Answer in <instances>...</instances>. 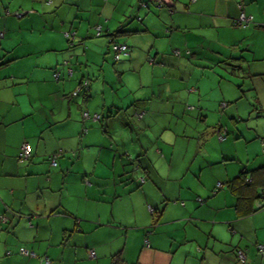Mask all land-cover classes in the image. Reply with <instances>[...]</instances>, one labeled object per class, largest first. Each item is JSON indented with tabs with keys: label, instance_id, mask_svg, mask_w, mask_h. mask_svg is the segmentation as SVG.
I'll return each instance as SVG.
<instances>
[{
	"label": "crops",
	"instance_id": "crops-1",
	"mask_svg": "<svg viewBox=\"0 0 264 264\" xmlns=\"http://www.w3.org/2000/svg\"><path fill=\"white\" fill-rule=\"evenodd\" d=\"M141 1L0 0V264H44L43 259L47 264H264V254L259 256L254 248L264 242V208L243 214L225 184L241 169L263 167L264 158L253 168L238 165V171L229 174L233 167L223 163L235 158L233 153L219 149L210 158L201 156L195 170L184 171L195 173L197 181L186 186L187 192L176 176L160 175L153 161L165 159L164 145L156 141L152 147L146 120L133 119L136 111H142L136 114L141 119L148 107L154 110L148 106L153 99L169 113L182 112L189 96L182 91L191 76L185 71L187 63L194 67L195 62L209 65L202 60H222L224 65L228 58L215 52L205 58L200 36L190 31L194 28H212L215 33L223 26L231 33V27L259 28L263 54H253L252 59L260 67L246 62L244 72L250 81L264 82V0H168L169 5L161 7L152 1L141 7ZM241 12L250 21L233 26L231 21ZM96 26L99 38L90 39ZM63 33L71 36L67 39ZM109 40L128 48L126 56L112 61L114 72L139 76L142 68L158 70L156 93L135 94L136 88L122 87L121 94L113 96L115 87L102 82L89 83L85 94L69 96L82 78L98 77L80 67L96 61L95 67L102 69L110 54ZM190 40L197 41L188 45ZM175 49L178 55L172 53ZM224 66L233 74L242 64ZM120 80H115L117 87ZM106 86L111 92L104 96ZM193 87L199 96L198 85ZM197 107L200 115L203 108L199 103ZM188 109L192 107L185 106ZM83 111L98 119H80ZM120 129L127 131L125 137L117 133ZM241 136L237 131L231 137ZM251 139L247 135L243 141ZM261 141L264 133L253 141L264 154ZM21 143H27L29 156L19 163ZM51 154H57L52 167L47 160ZM124 161L136 164L140 181L133 180ZM221 166L226 174L207 172ZM106 179L113 180L107 189ZM149 181L164 197L154 201L158 204L140 199V193L150 195L144 190L152 188ZM122 197L123 213L118 208ZM180 197L189 198L187 206L169 202ZM161 202L166 204L159 209ZM146 203L155 206V223ZM149 217L153 227L144 232ZM20 247L34 256L18 253ZM87 249L94 258L87 257ZM236 250L243 252V262L235 258Z\"/></svg>",
	"mask_w": 264,
	"mask_h": 264
},
{
	"label": "rangeland",
	"instance_id": "rangeland-1",
	"mask_svg": "<svg viewBox=\"0 0 264 264\" xmlns=\"http://www.w3.org/2000/svg\"><path fill=\"white\" fill-rule=\"evenodd\" d=\"M187 1L188 0H186V2ZM199 20L203 21L204 18L200 17ZM231 29H234L232 33L225 26L219 28L217 33H215L212 28H194L190 31L200 36V50L204 51L206 57L203 56L205 58H212V52H215L214 54H219V56L224 59L241 58L243 63L232 60V65L242 64L240 70L237 69L233 74H229L225 69V64L223 65L221 62L222 60L218 64L212 61L202 60L203 62H210L209 65L195 62L194 67H190V65H188L189 63L185 60L187 63L185 71H191V76L188 85L182 89L184 95H189L188 99L182 103V112H178V114L169 113L167 112L166 106L158 105L157 103L160 102L153 99L148 103V106L154 108V110L151 111L148 107L144 118L142 117L139 119L136 116V114L142 112L141 110L133 114V119L137 122L143 119L146 120L148 125L147 133L150 135L152 147H154L156 141H158L157 144L164 145L162 147V152L165 159L161 160L160 158L159 160L153 161L160 175L169 173V176H176L181 180V186L183 189L185 188L184 190L187 192L189 189L186 186H194L197 181L195 180V173H191L190 171L184 173V171L188 168V170H195V164L201 156L210 158L211 155L217 153L219 149H225V152L230 154L233 153L235 158L223 163L227 164V167H233L232 171H227L229 174H235L239 169L238 165H247V169L253 168L264 158V154H261L260 149H256L255 143L253 142L258 141L259 135L264 133V116L258 111L260 107L259 101L264 107V85H262L264 82L260 79L250 81V78H248L244 72L246 62L251 66L255 65L260 67L259 62L252 59V55L261 56V54H263L261 47V32L259 33V28L253 27L252 24H250L249 29L253 30V33L249 32L248 28L231 27ZM241 31L246 34L244 35ZM98 38L99 37H92L90 39ZM32 39V37H29L30 41H32ZM196 41L197 40H190L187 42L188 45H194ZM247 46L249 48H247ZM170 50L171 49L168 47V51ZM79 55L81 57L82 53L79 52ZM86 56L90 57L88 54H86ZM105 57H108V60L104 61L102 69L98 68L99 65L95 67V64H98L96 61L91 65L86 64V67L82 64L80 67L81 70H87L88 72L89 70H93L94 75L97 73L98 77L95 78L92 76L89 78H82L79 82L85 80L88 85L90 83L92 86L99 85L102 82L108 85L112 84L115 87V91L112 90L111 92L108 86H106L104 96H107V91L111 92L113 96L115 92L120 95L121 93L119 90L122 87L124 90H126V88H136L135 94L157 92L156 84L154 83L157 81L161 82V74L158 70L148 71L146 68H142L139 76L132 73H121L117 75L114 72L116 63H112L111 55L107 53ZM201 65L204 66V68L200 67ZM117 78H121L120 87L116 86L117 83H115V80ZM139 84H142V87H138ZM193 84L198 85L199 96L197 90L191 91V89L194 88ZM198 103L203 108L200 115H198ZM185 106H189V108L192 107V109L185 110ZM205 124L209 127L204 128ZM237 131L242 135L240 140H232L231 136L233 133L236 134ZM117 133L125 137L127 131L124 130V132H122L120 129V131L117 130ZM247 135L252 139L251 141L245 142L243 139L244 137L246 138ZM132 136L136 139L135 133H132ZM114 137L117 138L118 135ZM223 139H225V141H223ZM245 151L248 156L244 155ZM124 164L125 168L133 174V180L138 179L140 181V179H142V176L135 177L138 171L135 163L131 165V163L128 164L124 161ZM169 168L171 170L170 172ZM220 170L223 174L225 173L223 166L220 168L213 167L207 169V172L213 173ZM205 171L206 169H204V172ZM119 179L121 182L123 181L122 176H119ZM83 183H86V181L83 180ZM112 183V179L103 181L106 189L111 187ZM123 183L125 182H122V184ZM130 183L134 184V182H129V184ZM150 184L152 188H148L147 186L144 188V190L150 192V195H145V197L140 193V199L142 202L145 200V202L158 204L164 197H162L158 191V185L152 182H150ZM136 192L138 194L140 191ZM133 196H135V194L131 195L132 198ZM171 196H175L174 192ZM199 197L202 198L204 196L199 195ZM172 198L169 199V202L172 204H179L183 201L186 206L188 205L189 198L180 197L176 199V201ZM209 199H207V201ZM155 200H157L158 203H155ZM125 202L126 199L124 197L119 200L121 205L118 206V208L120 207L121 213H123V204ZM190 203H192V201ZM165 204V202H161V205H158L157 208L160 209L161 206L163 207ZM146 205L150 206L152 209L155 207L148 203H146L145 206ZM133 206L135 209L137 208V204ZM147 222L148 225L144 232H147L151 226L153 227L150 217Z\"/></svg>",
	"mask_w": 264,
	"mask_h": 264
},
{
	"label": "trees",
	"instance_id": "trees-1",
	"mask_svg": "<svg viewBox=\"0 0 264 264\" xmlns=\"http://www.w3.org/2000/svg\"><path fill=\"white\" fill-rule=\"evenodd\" d=\"M150 1H152V3H153L152 5H154V7H161V6H168L169 5L168 0H160V1L143 0L140 2L139 5L141 7L148 6V4H149L148 2H150ZM189 1H193V0H189ZM168 9L169 8H167V10ZM168 11H170V10H168ZM240 14H243V13L242 12L239 13L237 15V17ZM244 16L246 17V15H244ZM237 17L234 18L233 21H231V24L233 26H244V25H246V23H248L250 21V20H248L247 22H238V21H236ZM98 29H99V27H98ZM94 33H95V30H94ZM99 34H100V30H99L98 34L97 35L94 34V36L97 37V36H99ZM111 42H114V41L109 40V52H110V55L112 58L111 49H110ZM126 48H127V46H126ZM174 51L176 52L175 54H174ZM172 53L174 55H178V51L176 49L172 50ZM127 54H128V48H127ZM232 60L237 61V62L242 61L241 58H232V59L228 58L226 61H224V64L226 66L227 65L230 66L232 64ZM112 61H114V60L112 59ZM238 66H239V64L231 65L230 67L239 68ZM79 92H81L82 94H85L87 92V90L82 91L80 89L76 92V94H78ZM76 94L72 95L71 93H69V96L74 97V96H76ZM80 119H81V113H80ZM225 184H226V188L229 190V192H231V194L234 196V198L236 200V203H235L236 208L240 212L242 211L243 214L244 213L247 214L253 210H258V209L264 208V192L257 193L260 190V188H264V166L254 168V169H250L248 171L245 169H241L239 171V173H237V175L234 178L227 181ZM216 186L218 187L219 185L216 184ZM256 199L258 200V203H256L258 205L254 204ZM252 204L254 205V208L252 207ZM156 215H157V212L155 211V209H153L152 213H151V216L153 219L152 223H155L154 217ZM262 255H259V256H262Z\"/></svg>",
	"mask_w": 264,
	"mask_h": 264
},
{
	"label": "built area",
	"instance_id": "built-area-1",
	"mask_svg": "<svg viewBox=\"0 0 264 264\" xmlns=\"http://www.w3.org/2000/svg\"><path fill=\"white\" fill-rule=\"evenodd\" d=\"M157 1H160V0H157ZM249 19H250V16L245 17L243 14H240L237 17L236 21L247 22ZM94 30H95L94 34L97 35L99 32L98 26H96ZM63 35H64V37H67V39L71 36V34H68V33H63ZM0 37H1V33H0ZM110 49H111L112 59L114 61L117 60L120 56H125L127 54V48L122 43L111 42ZM175 53L176 52L174 51V54ZM69 73H70V69H67V74H69ZM53 76L56 77V73H54ZM87 88H88L87 81L83 80V81L79 82V84L77 85L75 90H73L71 92V94L75 95L76 92L80 89L82 91H86ZM88 118H90L91 120H97L98 115L95 113L89 115V114H87L86 111L81 112V119L82 120L88 119ZM261 145H262V147L264 146V141H261ZM56 155L57 154H51L47 157L49 166L52 167L55 165V156ZM28 156H29V149H28L27 143H21L19 146L17 155H16L17 162L21 163L22 161L26 160ZM256 205H258V204H256ZM152 210H153L152 208H150V207L148 208V212L152 213ZM1 220H4L2 215H0V221ZM143 244L146 246V240L145 239L143 240ZM254 248H255V251L257 254L262 255L264 253V242L255 244ZM6 253H8V252L6 251ZM18 253L26 255V256H34L33 253H31V252H29V251H27L21 247L18 248ZM87 257L89 259L94 258V253H93L92 249H87ZM235 258L240 262H243L245 260L244 254L241 250L235 251ZM42 261L44 262V264H47L46 259H43Z\"/></svg>",
	"mask_w": 264,
	"mask_h": 264
}]
</instances>
